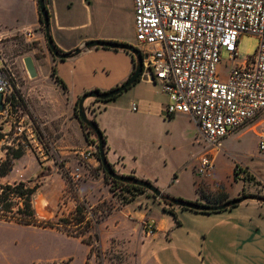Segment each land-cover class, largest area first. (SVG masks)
<instances>
[{
    "label": "crops",
    "instance_id": "0c3cea01",
    "mask_svg": "<svg viewBox=\"0 0 264 264\" xmlns=\"http://www.w3.org/2000/svg\"><path fill=\"white\" fill-rule=\"evenodd\" d=\"M44 1L49 15L50 35L61 52H70L91 40L131 43L133 21L132 24L123 23L120 17L123 0ZM126 5L132 6V0H126ZM26 32H30L31 36L26 37ZM0 36H24L43 49V66L47 64L50 70L47 83L63 97L64 104L69 105L73 115L68 120L80 136L82 127L74 116L78 98L93 90L107 92L119 86L129 78L135 67L133 55L124 50L106 48H91L65 60L54 58L46 50L38 0H0ZM52 68L64 82L66 91L51 77ZM146 78L140 79L113 100L100 102L88 99L84 103L86 114L105 136V156L114 171L148 181L163 194L186 201L207 202L206 194L214 191H219L224 201L240 196L250 180H235L234 164L228 173L215 169L206 179L199 178L195 168H172L168 176L161 179L159 168L138 165L140 147L131 137L139 132L136 125L144 122L146 113L155 112L162 116L167 102L160 84L149 75ZM132 104L136 105V111L132 110ZM87 107L91 108V113ZM58 111L51 109L50 115L62 116L63 113ZM179 117L190 118L176 115L168 118V123ZM80 146L84 148L86 142L82 140ZM242 169L255 180L261 178L264 183V176L256 168ZM174 171L178 172V176L171 178ZM184 174L189 176V185L182 187L178 182ZM107 192L99 202L107 200L115 206L94 223L93 231H90L99 235L102 264H264L263 202L247 201L222 211L202 213L179 207L169 208L148 192H136L133 199L126 203L120 202L118 195L109 188ZM262 193L264 191L259 192ZM145 221L154 222L155 230L151 236L144 232ZM10 225L19 226L0 220V264H99V257L91 253L87 244L83 243L87 247L86 252L74 258L73 253L60 252L58 247L47 246L41 240H25L16 236L10 232ZM20 241L23 243L17 244ZM108 253L121 254L115 259L107 256Z\"/></svg>",
    "mask_w": 264,
    "mask_h": 264
},
{
    "label": "built area",
    "instance_id": "2783aa9c",
    "mask_svg": "<svg viewBox=\"0 0 264 264\" xmlns=\"http://www.w3.org/2000/svg\"><path fill=\"white\" fill-rule=\"evenodd\" d=\"M132 8L144 74H152L167 96L162 114L189 116L198 138L210 146L198 159L196 175L211 176L222 140L248 125L264 160V0H132ZM243 34L255 36L258 45L252 57L239 61ZM4 38L0 36V42ZM219 66L227 68L223 79ZM13 86L0 48V144L30 149L46 160L51 144L22 113ZM132 110H137L135 104ZM8 136L13 143H5ZM80 156L98 162L97 143ZM70 176L78 181L81 173L77 169ZM143 229L151 236L154 222L145 221Z\"/></svg>",
    "mask_w": 264,
    "mask_h": 264
},
{
    "label": "rangeland",
    "instance_id": "374dc122",
    "mask_svg": "<svg viewBox=\"0 0 264 264\" xmlns=\"http://www.w3.org/2000/svg\"><path fill=\"white\" fill-rule=\"evenodd\" d=\"M122 7L121 20L123 23L132 24V6L126 5V0H123ZM128 31H130L129 28ZM130 44L137 47L134 34ZM257 45L258 39L255 36L243 34L237 49L239 61L252 57ZM0 48L13 74V89L22 99L20 101L22 113L29 116L41 136L51 144V154L46 160H41L30 149L17 150L6 144H0V164L4 162L8 154L11 158L13 154L20 151L24 156L18 162L13 160L12 170L8 175L0 177V184L23 181L29 183L30 186H37L34 207L40 219L51 222H56L60 218H69L76 203H84L87 211L86 220L91 222L90 226H93L95 220L101 219L115 206L107 200L99 202L103 195L108 193L107 188L118 195L120 202L130 197L127 188L115 185L111 180L104 178L105 173L99 158L98 162L93 160L90 163L80 156V153L93 147L96 143V136L83 128L82 136H80L68 120L69 116L73 115L72 110L69 111V105L64 104L63 97L47 83L50 70L47 64L43 66V49L39 48L37 43L27 41L24 36L4 38L0 42ZM26 57H31L35 64L34 67L37 69L35 77H31L25 68L24 58ZM217 70L222 79L226 77L227 68L219 66ZM51 109L53 112L58 109V113H63V115L53 117L50 115ZM87 109L90 113L92 112L90 107ZM75 114H77V107H74V116ZM87 117L91 119L88 114ZM136 127L139 132L131 137L140 147L137 163L143 168H159L161 179L166 178L172 168H197L198 159L205 152L210 151V146L198 138V130L194 122L187 117H179L168 123V118L164 114L158 116L155 112L146 113L144 122ZM63 136L64 139H62ZM82 140L86 142L84 148L80 146ZM13 142L12 136L5 139V143ZM4 149L6 153H3ZM49 160L52 161L48 163ZM214 162L215 169L222 171L223 174L228 173L233 164L234 167L237 164L240 168H256L264 176L263 155L257 150V137L249 125L232 134L221 144L219 152L214 156ZM15 163L16 167H14ZM77 169L81 173V178L73 181L70 174ZM173 175L178 176V172H172L171 178ZM260 179L255 180L250 176V181L245 185L247 187L242 194L264 196V193L259 194L264 191V183ZM178 184L182 187L189 185L188 174L182 175ZM250 191L255 193H250ZM148 194L151 195L149 192ZM221 196L219 191L208 193L205 196L207 202L202 204L216 205L215 201ZM170 197L176 198V196ZM9 228L11 233L20 238L41 240L47 246L58 247L60 252L73 253L74 258L81 257L87 249L78 238L67 237L55 229L40 230L21 225H10ZM75 228L72 226L70 230ZM90 231L93 229L84 233V238L88 239L90 236L94 244L93 253H95L97 250L93 239L95 232L90 233ZM22 243L17 242V244ZM120 254L108 253L107 256L117 259ZM100 257L99 261H101Z\"/></svg>",
    "mask_w": 264,
    "mask_h": 264
},
{
    "label": "water",
    "instance_id": "95a60500",
    "mask_svg": "<svg viewBox=\"0 0 264 264\" xmlns=\"http://www.w3.org/2000/svg\"><path fill=\"white\" fill-rule=\"evenodd\" d=\"M38 7H39V14L41 17V23L43 25L44 34L46 38V43L48 46V50L51 55L59 60H65L69 58H73L79 55L81 52L91 49V48H106V49H113V50H124L130 52L135 58V67L134 71L131 76L119 86L107 91V92H98L96 90L87 92L80 97V100L77 103V119L79 122L84 123L88 128H90L95 136H96V143H97V150H98V157L101 162L102 168L104 173L109 176L110 178L120 181L122 183H131L133 185L139 186L147 190L151 193L156 199L160 201H166L173 207H179L182 209H188L193 211L199 212H217L222 211L227 208L236 206L240 203L247 202V201H255V202H263L264 203V196L258 195H243L238 198L228 199L220 204L216 205H209V204H202L199 202H192L186 201L179 198H174L163 194L158 188H156L153 184L148 181L139 180L132 176H123L117 174L114 169L112 168L111 164L107 161L104 151V145L102 141V132L97 127V124L92 119L87 117L84 103L88 99H97L101 101H107L114 97H117L127 91L132 85H134L140 79H147L146 75L144 74L143 69V57L139 49L134 47L128 43H120V42H112V41H103V40H91L85 42L81 46L75 48L70 52H61L59 49L55 47L53 44V40L50 35V23H49V15L48 11L45 7L44 0H38ZM24 65L31 77L36 76V70L34 67L33 60L31 57L24 58ZM151 79L153 80L152 74H149ZM1 101V95H0ZM0 109H1V102H0Z\"/></svg>",
    "mask_w": 264,
    "mask_h": 264
},
{
    "label": "trees",
    "instance_id": "16d2710c",
    "mask_svg": "<svg viewBox=\"0 0 264 264\" xmlns=\"http://www.w3.org/2000/svg\"><path fill=\"white\" fill-rule=\"evenodd\" d=\"M39 17H40V14H39ZM40 21H41V17H40ZM127 53L131 54L130 52H127ZM50 75L53 78V80L64 91H66V86L64 82L56 75V71L54 68H52ZM17 97L19 101H22L20 96H17ZM117 97H114L110 100H113ZM79 100L80 98H78L77 103ZM94 100L100 101V102L110 101V100L101 101L97 99H94ZM77 103H76V107H77ZM75 116L77 117V114H75ZM80 125L84 130H87L89 133L95 135L94 132L90 128H88L84 123L80 122ZM102 141H103V145L105 146L106 140L103 134H102ZM22 155L23 153L20 151L13 154L11 158H10V154H8L4 162L0 164V177H4L8 175L9 172L12 170L13 160L19 159L20 157H22ZM246 174L247 173L245 170L240 168L237 164L235 165L234 174H233V178L235 180H245L247 178L250 179V176ZM104 178L111 180V182L115 185H120V187L127 188L126 190H127V193L130 194V197L126 198L125 201H123L122 203L131 201L133 199V195L136 192H148L144 188L133 185L131 183H122L120 181H116L110 178L109 176H107L106 174H104ZM36 191H37V186H30L29 183H26L23 181L16 182L13 184H0V220L7 221V222H14L16 224L23 225V226H33V227H38V228H43V229H55L65 234L68 237L79 238L82 243L90 246L91 248L90 251L91 253H93L94 244L92 243L90 236L88 239L84 238V233L86 232L88 233L89 230L94 226V223L98 222L99 220H95L93 223V226H90L89 223L91 222L90 221L88 222V220H86L87 211H86L85 204L81 202H77L74 210L70 213L69 218H60L56 222H51L50 220H43L39 218L36 212V209L34 207ZM243 195L244 194H241V196ZM151 196L153 195L151 194ZM224 199L225 198L221 196L219 200L215 201L216 202L215 204L221 203L222 201H224ZM161 202H163L169 208H173V206H171L168 202L164 200ZM202 213H211V212H202ZM72 226L76 228L74 230H70ZM80 227L82 228L80 229ZM93 239H94L95 244L97 245V250L95 251V254L97 257H100L101 250L99 248V242H100L99 235L95 233L93 235ZM99 264H102V262L99 261Z\"/></svg>",
    "mask_w": 264,
    "mask_h": 264
}]
</instances>
